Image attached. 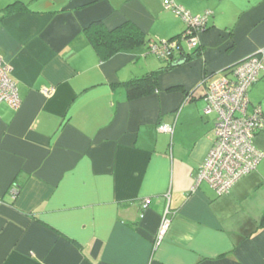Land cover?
<instances>
[{
    "label": "crops",
    "instance_id": "obj_1",
    "mask_svg": "<svg viewBox=\"0 0 264 264\" xmlns=\"http://www.w3.org/2000/svg\"><path fill=\"white\" fill-rule=\"evenodd\" d=\"M14 1L25 7L1 11ZM169 2L210 11L201 54L128 99L123 82L167 62L146 45L101 60L84 28L131 21L168 39L186 28ZM261 49L264 0H0V55L21 99L0 103V264H264V156L226 194L195 182L213 142L202 75ZM249 102L264 112V73ZM254 141L264 151V129Z\"/></svg>",
    "mask_w": 264,
    "mask_h": 264
},
{
    "label": "built area",
    "instance_id": "obj_2",
    "mask_svg": "<svg viewBox=\"0 0 264 264\" xmlns=\"http://www.w3.org/2000/svg\"><path fill=\"white\" fill-rule=\"evenodd\" d=\"M182 17L186 24L183 43L186 49L199 44L198 33L207 25L209 10L191 14L183 7L165 4ZM176 39L150 40L147 50L160 58H170L177 53ZM264 73V49L236 63L225 71L212 74L201 80L204 85V114H213V142L200 164L195 182H208L218 195L229 192L230 187L240 178L256 169L264 151L254 144L256 134L264 129V112L259 105L250 106L249 89ZM0 103L13 109L21 104L11 67L0 55ZM164 132H173V127L164 123L158 125ZM150 199L142 201L145 209ZM143 214H141L142 216ZM170 223L168 209L162 215L157 233L160 241Z\"/></svg>",
    "mask_w": 264,
    "mask_h": 264
},
{
    "label": "trees",
    "instance_id": "obj_3",
    "mask_svg": "<svg viewBox=\"0 0 264 264\" xmlns=\"http://www.w3.org/2000/svg\"><path fill=\"white\" fill-rule=\"evenodd\" d=\"M24 7L25 5L23 3L14 1L7 4L1 11L10 13L16 9H23ZM183 31L170 38L176 39L178 46L176 54L171 55L168 59L162 58L167 64L122 83L128 99H135L154 93L158 89L159 75L164 71L172 69L174 67L172 63L178 59V56L184 58L185 61H189L201 54L199 44L192 49L185 48L182 37ZM84 32L101 60L107 59L125 48L141 45L148 46L149 41L154 40L147 39L145 34L131 21H125L113 29L106 28L100 21H93L84 28ZM210 75L212 74H203L201 80ZM178 88H180V86H172L169 90H177ZM191 98L190 96L189 99ZM260 224H264V212L261 216Z\"/></svg>",
    "mask_w": 264,
    "mask_h": 264
},
{
    "label": "water",
    "instance_id": "obj_4",
    "mask_svg": "<svg viewBox=\"0 0 264 264\" xmlns=\"http://www.w3.org/2000/svg\"><path fill=\"white\" fill-rule=\"evenodd\" d=\"M185 61L184 58H178L176 61H174L172 63V66H177V65H180L181 63H183Z\"/></svg>",
    "mask_w": 264,
    "mask_h": 264
},
{
    "label": "rangeland",
    "instance_id": "obj_5",
    "mask_svg": "<svg viewBox=\"0 0 264 264\" xmlns=\"http://www.w3.org/2000/svg\"><path fill=\"white\" fill-rule=\"evenodd\" d=\"M209 118L213 119V116L211 115ZM213 122V121H212ZM254 144H255V141H254Z\"/></svg>",
    "mask_w": 264,
    "mask_h": 264
}]
</instances>
